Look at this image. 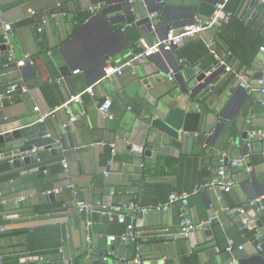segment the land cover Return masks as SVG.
Masks as SVG:
<instances>
[{
    "label": "crops",
    "instance_id": "1",
    "mask_svg": "<svg viewBox=\"0 0 264 264\" xmlns=\"http://www.w3.org/2000/svg\"><path fill=\"white\" fill-rule=\"evenodd\" d=\"M218 1L0 0V18L13 29L9 47L17 59L27 57L22 66L6 63L8 45L0 31V134L45 115L43 131L0 142V162L8 164L0 181L3 264H122L116 259L132 257L134 247L109 240L116 235L114 227L95 212L79 210L77 200L119 204L136 197L141 206L155 205L169 195L161 198L150 188L167 184L172 192L181 188L188 193L221 175L235 181L230 189L189 195L188 215L204 224L188 238L160 234L178 229V203L162 211L137 212L143 264H229L231 257L237 264H264V209L252 206L247 219L235 210L264 195V142L246 143L249 131L264 128V106L237 76L255 85L264 75V64L259 48L248 63L231 50L246 54L260 40L264 45V6L228 0L224 10L230 16L221 25L185 38L166 53L135 60L122 74L101 78L106 63L119 65L161 39L169 27L211 15ZM199 4L203 12H192ZM110 7L114 9L104 13ZM154 11L159 16L151 28L144 19ZM193 66L205 77L211 72L212 89L209 82L197 87V70L188 79L186 69ZM19 78L28 91L6 95L7 84ZM90 85L93 95L84 93L82 102L66 104L71 94ZM105 99L110 100L111 118L100 117L97 110ZM170 111L177 113L165 123ZM189 112L197 116L185 120L182 116ZM73 115L77 117L64 127ZM156 119L169 129L178 124L177 136L154 127ZM109 143L115 144V154ZM30 144L33 148L25 153L33 158L12 165L8 151ZM222 153L227 158L245 155L250 171L239 163L220 174ZM55 188L61 191L52 199L43 194ZM253 236L261 237L257 244ZM229 239L234 242L231 253L226 251Z\"/></svg>",
    "mask_w": 264,
    "mask_h": 264
},
{
    "label": "built area",
    "instance_id": "2",
    "mask_svg": "<svg viewBox=\"0 0 264 264\" xmlns=\"http://www.w3.org/2000/svg\"><path fill=\"white\" fill-rule=\"evenodd\" d=\"M227 1L228 0H219L217 3H215L214 11L212 12L211 15L207 17H196L193 21L185 23L182 26L169 27L161 39L149 45H145L143 48L133 53L130 58L126 59L121 64L114 65V64L106 63V65L102 67L101 78L111 77L115 74H122L123 69L126 66H131L132 62L135 60L146 59L152 55L161 52L170 51L174 46L178 45L185 38L198 34L205 29L221 25L222 23L227 21L230 16V13L224 10ZM251 1L264 6V0H251ZM101 8L102 7L100 5L96 7H90L89 10L91 12H94ZM0 16H1V9H0ZM158 16L159 13L157 11L152 12L148 16L151 28L155 27ZM0 31H1L2 40L4 41V43L8 45V50L6 53V61H7L6 63H15L17 66H22L27 57L17 59L13 49L9 47V40L13 31L11 23L5 22L0 18ZM259 50L262 53V63L264 64V45H260ZM211 53H213L217 57L214 50H211ZM1 61L2 60L0 59V62ZM223 66H224L223 69L225 71L227 72L232 71V68L230 66L227 65H223ZM76 71L77 70H75L74 72ZM210 73L211 72L208 71L206 72V75L208 76L210 75ZM237 76L247 90L250 91L254 90L258 93L259 96L258 100L264 106V75H262L260 78L257 79L255 85L247 84L244 81L242 75H237ZM169 78H172V76L169 75ZM212 87H214V83L209 82L208 88L212 89ZM28 89L29 88L25 83V81L22 78H19L7 84L5 93L6 95H11L13 92L17 90L28 91ZM84 93L93 95L92 86L90 85L80 92L71 94L66 104L72 101L82 102V95ZM97 110L100 117L102 118L112 117V113L110 112L109 99H105L101 103H98ZM197 110H200V108H197ZM76 117L77 116L74 115L70 116L67 122L63 124V126L66 127ZM44 119H45V115L41 116L39 118V121L43 122ZM254 142H264V128L253 129L249 131L248 140L246 142L247 146L251 147ZM109 146L111 149V153L115 154V144L109 143ZM61 163L63 165V171L65 172V175L68 176L67 173L68 168L65 159H62ZM239 163H242L244 165L246 171H250V167L245 163V155H241L238 158H227L226 155L222 153L219 157V165L217 167L218 172L222 174L226 166L229 165L231 167H235L238 166ZM234 183L235 181L232 178H225L221 175L220 177L206 180L205 182L195 187L191 192L188 193L172 192L169 194L167 201L155 205L141 206L135 201L136 197H134L131 201L119 203V204L111 203V202H103V201H97L94 204H88L82 200H77L76 207L81 211H86L88 213L95 212L103 217H109L110 219H115L117 222L127 221L125 229L120 234L118 235L112 234L109 235L108 237L109 240L111 241L117 239L124 244L132 245L135 249V253L132 257H127L125 255H122L118 259H116L115 262L122 264H143V260L140 255V248H141V241L144 235L142 229L139 228L135 223L136 215L138 211H142V212L162 211L168 209L175 203H178L179 205L178 229L173 233H168L167 229H165L166 232L160 234L165 236L169 235L173 238H178V237L188 238L194 233V231H196L199 227H201L204 224V223H195L188 215L187 204H188L189 195L191 193H196L203 190H228L234 185ZM67 187L70 189L73 195H76L77 191L74 183L69 182L67 184ZM60 191L61 188L47 189L43 191V194L47 195L49 193H60ZM3 202L4 199L0 192V204H2ZM248 204L253 207H256L257 209H264V195L250 199L248 201ZM223 209L225 210L227 208L224 207ZM239 211H243L242 207L239 208ZM91 224L92 221L88 219L86 222L87 227H89ZM3 231H4V226L0 225V233ZM233 244H234L233 240L229 239L228 246L226 247V251L231 253ZM61 250L62 249H60V251ZM93 252L96 253L97 250L94 248ZM102 258L106 259V256H103ZM0 264H3V256L1 254H0ZM229 264H237L236 259L231 257Z\"/></svg>",
    "mask_w": 264,
    "mask_h": 264
},
{
    "label": "water",
    "instance_id": "3",
    "mask_svg": "<svg viewBox=\"0 0 264 264\" xmlns=\"http://www.w3.org/2000/svg\"><path fill=\"white\" fill-rule=\"evenodd\" d=\"M202 8H203L202 4H199L198 7L192 8V12H203ZM113 9H114L113 7H110L109 9H105V10L103 9V10H104V13H107V12L112 11ZM213 10H214V8H213ZM144 20L148 21L149 18L147 17ZM161 53H166V52H161ZM157 69H158V71H163L162 68H157ZM196 70L198 72V75L195 77V79L199 82L197 87L201 86V84L208 83L210 80V76L205 77V72L204 71L200 72V68L198 66L188 67L186 69V75H187L188 79H192L194 77L193 73ZM181 83L184 85L182 79H181ZM175 113H177V112L176 111H170L168 118L166 120H164V122L165 123L170 122V116L174 117ZM184 116H185V120H186V118L189 116L190 117L191 116L196 117L197 113H190L189 112V113L184 114L182 117H184ZM182 122H183V120H182ZM152 125L154 127H156L157 129H160L162 131V133L168 134L172 137H176L177 136L176 130L181 128V127H179L178 124H175V123L173 124L174 130L166 128V126H163L162 122L160 120H157V119L154 122H152ZM44 127H45L44 123L42 121H39V122L30 124L28 126L22 127L20 129H15L9 133L0 134V142L12 141L13 139H19L20 137H27L28 135H31L32 133H37L39 131H43ZM191 140H192V137H188V141H189L188 143L189 144H190ZM46 147L53 153L54 152H60L59 149L56 148V145H47ZM32 148L33 147L31 144L30 145H22V146L18 145L16 147L11 148L7 153L9 156V159L11 160V164L15 166V165H18V164H21L23 162H27V161L31 160L33 157H31V155H27L25 152L28 150H31ZM132 149L137 151L138 147L135 146V147H132ZM148 153H149V150L146 149L144 151V154L147 155ZM46 196L48 198L52 199L54 197V193H49ZM242 209H243V211H239L238 208L235 210L240 212V216L242 219H247L249 217L247 212L252 209V206L249 204H246L242 207ZM245 229H246V227H245ZM258 236H260V235H258ZM252 238H253L254 242L257 244L260 241L261 237H258V239H256V237L253 236Z\"/></svg>",
    "mask_w": 264,
    "mask_h": 264
},
{
    "label": "trees",
    "instance_id": "4",
    "mask_svg": "<svg viewBox=\"0 0 264 264\" xmlns=\"http://www.w3.org/2000/svg\"><path fill=\"white\" fill-rule=\"evenodd\" d=\"M261 44H263L262 40H260L257 43L256 47L253 50L251 49V51L246 54L237 52L234 47H231V50H232V53L235 54L242 62L248 63L250 60H252L256 56L258 48ZM7 168H8V164L6 162H0V181L3 178V176H1V173L4 172ZM150 189L154 191V192L152 191L153 194L158 195L161 198L168 197V195L172 192V190H174L172 187H170L167 184H162L157 187L150 188ZM182 191L183 190L180 188V189H177L176 192L182 193ZM142 195H143V201H144L145 191L144 193H142ZM108 218L109 217H105L106 221L110 222L111 226L114 227L116 235L120 234L125 229L127 221L117 222L115 219H108Z\"/></svg>",
    "mask_w": 264,
    "mask_h": 264
}]
</instances>
